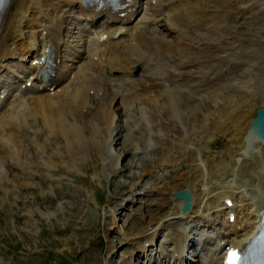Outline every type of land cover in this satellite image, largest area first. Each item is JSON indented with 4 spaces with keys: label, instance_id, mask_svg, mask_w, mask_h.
I'll return each mask as SVG.
<instances>
[{
    "label": "bare ground",
    "instance_id": "obj_1",
    "mask_svg": "<svg viewBox=\"0 0 264 264\" xmlns=\"http://www.w3.org/2000/svg\"><path fill=\"white\" fill-rule=\"evenodd\" d=\"M141 1L132 0L121 16L106 8H87L82 0H8L0 19V165L4 153L22 151L32 129L33 134L46 129L48 137L61 136L70 145L97 142L114 125L119 105L130 115L137 105L152 123L156 111L165 109L183 138L194 136L200 130L197 122L202 127L200 120L207 122L221 110L219 121L204 125L215 129L206 146L189 155L188 170L177 176L190 178L185 188L195 196L192 208L184 211L183 200L174 198L164 183V193L156 199L166 205L164 211L151 213L130 239L147 258L151 245H157L156 236L165 230L177 254L172 264H187L185 248L198 230L204 264H224L227 244L234 246L254 233L264 209V140L250 129L257 109L264 106V48L258 51L262 62L261 57L235 54L247 38L243 25L250 33L264 29L258 21L264 0H147V7ZM74 22L87 33L77 44L70 40ZM48 46L58 59L51 89L38 79V59ZM137 65L141 76L134 75ZM239 69L246 72L245 80L238 79ZM115 70L119 73L111 76ZM81 78L85 81L79 84ZM102 79L108 81L104 87ZM125 79L133 86L123 102L119 90L108 89L126 84ZM28 81L31 86L24 84ZM100 91L105 93L100 96ZM206 97L214 100V107L200 119ZM218 135L224 142L220 150L211 143ZM186 141L180 144L187 146ZM180 153L175 154L177 164L188 154L186 149ZM115 161L117 165L119 158Z\"/></svg>",
    "mask_w": 264,
    "mask_h": 264
},
{
    "label": "rangeland",
    "instance_id": "obj_2",
    "mask_svg": "<svg viewBox=\"0 0 264 264\" xmlns=\"http://www.w3.org/2000/svg\"><path fill=\"white\" fill-rule=\"evenodd\" d=\"M143 1L142 6L147 7V1ZM261 11L260 26L264 23V5ZM241 30L247 38L236 50V56L249 54L253 58L261 57L262 62L258 51L264 48V29L258 34L256 27L250 33L243 25ZM71 31L73 44L87 37L77 22L71 25ZM81 42V49L85 50L84 41ZM118 73L112 71L111 76ZM134 73L141 76V66L134 69ZM236 75L239 80H245L247 74L239 69ZM83 81L81 78L79 84ZM107 82L103 80L100 85L104 87ZM124 82L126 84L108 89V93L119 90L118 96L123 102L129 100V87L133 86L126 79ZM100 92V96L105 93ZM99 98L94 96L95 100ZM213 104L212 98L202 99L197 117L202 119ZM122 107L119 105L108 134L99 136L98 140L103 141L70 145L61 136L48 137L46 129L34 134L32 129L30 136L23 140L22 151L4 153L0 165V264H127L128 261L131 264H164L166 254H173V243L166 239L165 230L156 236L157 245H151L147 258L136 250L137 245L130 238L141 230L151 213L164 211L166 205L156 200L164 193V183H169L170 187L165 189H172L174 196L180 186L186 187L190 178L177 176L188 170L189 155H198L197 148L206 146V140L215 129H207L204 125L207 122L213 125V121L220 119L221 110L207 122L200 120L202 127L197 122L200 130L194 136L183 138L184 133L173 127V118H169L165 109L162 113L156 111L155 123H152L137 105L131 115ZM108 122L111 123V117ZM108 137L109 142H106ZM215 140L211 142L213 148L223 149L221 135ZM181 141H186L187 146L180 144ZM182 149L188 154L179 165L175 160ZM198 232L192 234L195 242L187 254L193 261L187 264H204L203 257L197 254L202 246ZM173 259H167L165 264H172Z\"/></svg>",
    "mask_w": 264,
    "mask_h": 264
},
{
    "label": "water",
    "instance_id": "obj_3",
    "mask_svg": "<svg viewBox=\"0 0 264 264\" xmlns=\"http://www.w3.org/2000/svg\"><path fill=\"white\" fill-rule=\"evenodd\" d=\"M250 129L253 133L259 135L264 139V106L257 109V113L254 116ZM178 198L184 199L183 210L188 211L193 205L194 195L190 189H181L176 193L175 196Z\"/></svg>",
    "mask_w": 264,
    "mask_h": 264
},
{
    "label": "snow or ice",
    "instance_id": "obj_4",
    "mask_svg": "<svg viewBox=\"0 0 264 264\" xmlns=\"http://www.w3.org/2000/svg\"><path fill=\"white\" fill-rule=\"evenodd\" d=\"M238 259H239V257L236 256L235 253H232V254H231V262H232V264H235V261L238 260Z\"/></svg>",
    "mask_w": 264,
    "mask_h": 264
}]
</instances>
